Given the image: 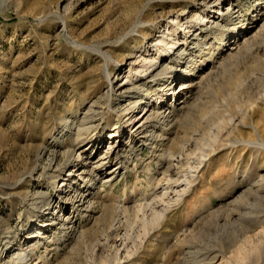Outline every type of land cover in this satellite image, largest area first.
<instances>
[{
	"label": "rangeland",
	"instance_id": "obj_1",
	"mask_svg": "<svg viewBox=\"0 0 264 264\" xmlns=\"http://www.w3.org/2000/svg\"><path fill=\"white\" fill-rule=\"evenodd\" d=\"M203 1L0 0V264H264L260 0L174 58L144 137L130 114L110 138L107 69L123 83Z\"/></svg>",
	"mask_w": 264,
	"mask_h": 264
},
{
	"label": "bare ground",
	"instance_id": "obj_2",
	"mask_svg": "<svg viewBox=\"0 0 264 264\" xmlns=\"http://www.w3.org/2000/svg\"><path fill=\"white\" fill-rule=\"evenodd\" d=\"M209 1L210 0H204L203 1L202 7H204V8L201 12L200 11L199 12L194 11L191 13V15L187 14L186 12H183L180 15L176 16L175 19H173L172 21H169V23H172V24H171V26H168V24H169L168 23L166 25L165 29L163 30V33L165 34V36H162L161 39H159V40L157 39L158 41L155 42V44L152 46V47H154L155 55L153 57L149 56V57L144 58V60H142V61H145V63L142 64L141 67L138 69H136V67H135L136 71H133L134 67L132 66L133 64H131L132 63L131 62L129 64V69H128V71H130V72L127 75H125V80H124V82L122 81L123 83L119 84L117 82L119 81V77H120L119 74L120 73L122 74V72H127L126 71L127 64L121 63L122 65L119 68L120 73H118V72L113 73L112 71H110V69H107V74H108L107 80L109 82L108 95H109V101H110V108L114 109L117 113H119V114L115 113V114H117L116 116H117L118 120H117V124L115 125V129L110 132V138L121 137V135H122L121 131H120L121 126L119 125L120 118H123V117L126 118L130 114H132L131 118L126 119V121H130L131 119L134 118V120H137L139 122L137 125L138 127L134 131V133L137 132L138 135H140V134L143 135L142 133H145L146 128H144V126L146 125V120H147L146 118H148L150 120V117H149L150 115L148 117L147 116L145 117V115H146L148 110H150V109L153 110L155 108V105H154V107L149 106V104H150L149 99H148L149 96L152 94V92L156 88L161 87L162 85H166V87L170 86L173 83V81L176 80V77L173 78L174 77V71H175V70L173 71V69L175 68V64L173 62L174 58H176V57L180 58V57H182V55L187 53L193 47L198 46L200 43L199 41L201 40L200 38L207 40L208 31L211 28L213 29L215 27L221 26L225 20H229V21L230 20H232V21L237 20L236 23L234 24V27H233V28H235V31L230 32L227 35V36H229V38H234L236 40V38L239 35H241V34H239L240 32L246 31L249 27L252 26L250 24L255 22V20L252 22L248 21L250 19L249 14L246 12L244 13L243 11L242 12L240 11L239 0H227V2L225 4H224V2L226 0H215V1L213 0L214 2H217L219 4L216 6V9H214V10H209L211 8V6L209 4H207V3H210ZM262 4H264V1H261V0L255 4V7L258 11V14H256L257 16L261 12V10L264 8V5L261 6ZM206 6H208V7H206ZM171 27H174L175 28L174 31L177 33L179 32L180 28L184 27V30L182 31L183 33L181 34V36L178 37L176 35L177 37H175V38H171V37L168 38L167 37L168 35L173 34V30H171ZM166 29L168 31L164 32ZM132 50H134V48H132ZM129 52H130V50H129ZM134 52L135 51H133L131 53L133 54ZM136 61L138 62V60H136ZM159 75H161V77L157 78V76H159ZM148 78H153V80H148ZM152 81L153 82L157 81V82L153 83ZM187 88H188V84L186 83V81L184 79L182 81V84L180 85L178 92L177 93L175 92L176 93L175 95H177L178 93H182V92H183L182 94H185ZM92 108H93V106H92ZM167 109H170L169 106L167 107ZM171 111L172 110H170L169 112H171ZM90 114H92V113H90ZM159 115H162V114H159ZM159 115L157 117H159ZM163 117H166V116L164 115ZM93 119H94V117L88 118L89 122H93ZM129 125H130L129 123L125 124V126H127V127ZM91 127H88V128L85 127V128H83V130L84 131L88 130ZM147 129H148V127H147ZM138 131H139V133H138ZM142 137H144V135ZM121 146H122L121 144L116 145L117 149L120 148ZM102 165H104V163H102ZM179 170L180 169H178L177 173L179 172ZM113 174H114V171L111 172L110 175L112 176ZM106 180H107V177H106ZM93 181H94V178H91L89 180V185H91V186H92V184L94 185ZM108 181H110V180H108ZM62 182H64V181H62ZM176 182H177V180H176ZM39 193H41V192H39ZM162 193H164V192H162ZM153 216H155V215H153ZM156 217H157V215H156ZM156 217L154 219H156ZM151 223H153V222H151ZM103 236H105V235H103ZM24 255H25V253L22 252V250H21L19 256L21 258H23ZM12 259H14V258H12Z\"/></svg>",
	"mask_w": 264,
	"mask_h": 264
}]
</instances>
